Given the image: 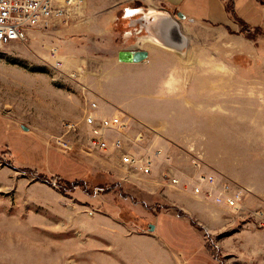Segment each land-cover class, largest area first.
<instances>
[{"label":"rangeland","instance_id":"rangeland-1","mask_svg":"<svg viewBox=\"0 0 264 264\" xmlns=\"http://www.w3.org/2000/svg\"><path fill=\"white\" fill-rule=\"evenodd\" d=\"M233 1L223 27L195 19L210 0L169 5L183 54L136 23L165 11L153 0H83L0 45V264H171L179 219L198 228L188 239L206 261L264 264V0ZM123 51L148 57L121 62ZM91 114L121 118L152 173L94 148ZM200 175L242 190L239 208L194 193Z\"/></svg>","mask_w":264,"mask_h":264},{"label":"built area","instance_id":"built-area-1","mask_svg":"<svg viewBox=\"0 0 264 264\" xmlns=\"http://www.w3.org/2000/svg\"><path fill=\"white\" fill-rule=\"evenodd\" d=\"M83 0H0V45L23 43L30 34L52 19L62 17L68 10L81 5ZM96 104L92 108L96 109ZM87 125L91 129V144L102 152L122 153V162L148 176L152 173L153 156L128 151L122 131L127 125L117 116L91 114ZM69 131H75L67 124ZM118 136H114L117 135ZM132 151V150H131ZM198 180V179H197ZM177 184V180H172ZM194 193L230 209H238L244 199L242 190L223 183L213 175H202L195 182Z\"/></svg>","mask_w":264,"mask_h":264},{"label":"crops","instance_id":"crops-1","mask_svg":"<svg viewBox=\"0 0 264 264\" xmlns=\"http://www.w3.org/2000/svg\"><path fill=\"white\" fill-rule=\"evenodd\" d=\"M153 1H154V7L155 8L163 9V10H165L171 14H173V12L170 11L169 5H170V7H175V6L181 5V2H182V0H153ZM161 2L166 7L162 6ZM208 9H207V16L199 17V18L194 17V18L199 19V20L203 19V18L208 19V20H210V22L220 25V27H223L224 25L228 24V22L230 21L229 13L227 12L224 0H210V5H209ZM156 154H157V159L163 158V160L168 164L170 162H172V160H173V156L170 155L168 153V151L162 150V148L156 149ZM153 165H156V164L154 163ZM200 176H198V177H200ZM179 199L181 200V202H183V204H186L189 206H190L189 203L192 202L191 198L188 199L185 196H179ZM193 199L194 200L197 199L200 201L201 198L200 197H197V198L193 197ZM219 206H221V205H219ZM219 206L215 205V208L218 210L221 209ZM175 220H177V219H175ZM182 220L179 219V222H182L181 224L183 225V227H181L182 231H180L179 234L181 232H184V233L182 235L183 237H182L181 242L178 245V248H177V246H172L173 245V242H172L173 239L169 240L168 238L165 237L166 243L168 245H170L173 249H175V251L178 252L177 260H179L181 264H196V262H198L197 264H199V262L201 264H212L211 261H209V262L206 261L208 259V257L206 254H202L203 250H202V253H200L201 250H197L198 248H196V246H193L192 243L190 242V239H188L189 234L192 236H193V233L198 234V228L192 226L189 222H184ZM177 222H178V220H177ZM155 229H156V226H155ZM195 242H197V241L195 240ZM204 249L206 250V248H204ZM171 260H172L171 264H179V261L177 262L174 257H172Z\"/></svg>","mask_w":264,"mask_h":264},{"label":"water","instance_id":"water-1","mask_svg":"<svg viewBox=\"0 0 264 264\" xmlns=\"http://www.w3.org/2000/svg\"><path fill=\"white\" fill-rule=\"evenodd\" d=\"M178 18L185 20L182 13L177 14ZM136 23L140 24L148 37L158 45L183 54L187 47V38L183 34L179 21L166 11L150 10L142 15ZM148 57L147 52L138 51L135 53L123 51L119 55L121 62H141ZM132 59V60H131ZM154 231L155 226H150Z\"/></svg>","mask_w":264,"mask_h":264},{"label":"trees","instance_id":"trees-1","mask_svg":"<svg viewBox=\"0 0 264 264\" xmlns=\"http://www.w3.org/2000/svg\"><path fill=\"white\" fill-rule=\"evenodd\" d=\"M226 1L230 2V4H231V5H227V7H226L227 12L233 16L235 13L234 1L233 0H226Z\"/></svg>","mask_w":264,"mask_h":264}]
</instances>
